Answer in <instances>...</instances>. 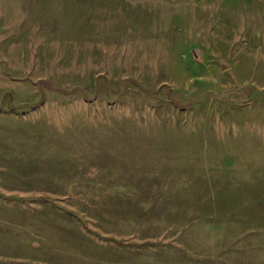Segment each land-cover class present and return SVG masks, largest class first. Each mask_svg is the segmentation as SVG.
<instances>
[{"label":"rangeland","instance_id":"1","mask_svg":"<svg viewBox=\"0 0 264 264\" xmlns=\"http://www.w3.org/2000/svg\"><path fill=\"white\" fill-rule=\"evenodd\" d=\"M0 6V264H264L263 0Z\"/></svg>","mask_w":264,"mask_h":264},{"label":"crops","instance_id":"2","mask_svg":"<svg viewBox=\"0 0 264 264\" xmlns=\"http://www.w3.org/2000/svg\"><path fill=\"white\" fill-rule=\"evenodd\" d=\"M2 1V3H3V0H1ZM264 1V0H263ZM6 3H7V1H6ZM5 6H8V5H4V7ZM0 9L3 11V12H7L4 8H2V6H0Z\"/></svg>","mask_w":264,"mask_h":264}]
</instances>
